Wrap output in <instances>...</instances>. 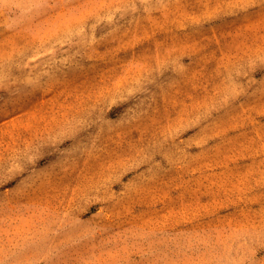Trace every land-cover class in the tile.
Listing matches in <instances>:
<instances>
[{"label":"rangeland","instance_id":"rangeland-1","mask_svg":"<svg viewBox=\"0 0 264 264\" xmlns=\"http://www.w3.org/2000/svg\"><path fill=\"white\" fill-rule=\"evenodd\" d=\"M0 264H264V0H0Z\"/></svg>","mask_w":264,"mask_h":264}]
</instances>
